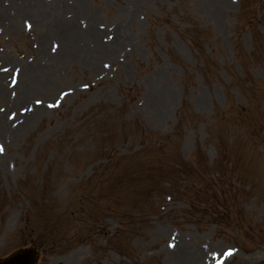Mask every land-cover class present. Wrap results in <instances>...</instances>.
<instances>
[{
	"label": "rangeland",
	"instance_id": "1",
	"mask_svg": "<svg viewBox=\"0 0 264 264\" xmlns=\"http://www.w3.org/2000/svg\"><path fill=\"white\" fill-rule=\"evenodd\" d=\"M264 264V0H0V259Z\"/></svg>",
	"mask_w": 264,
	"mask_h": 264
}]
</instances>
